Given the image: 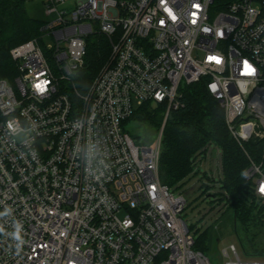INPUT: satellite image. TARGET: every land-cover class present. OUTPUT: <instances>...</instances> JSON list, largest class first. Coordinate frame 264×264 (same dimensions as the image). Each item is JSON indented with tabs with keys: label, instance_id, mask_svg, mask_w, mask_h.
Wrapping results in <instances>:
<instances>
[{
	"label": "built area",
	"instance_id": "2783aa9c",
	"mask_svg": "<svg viewBox=\"0 0 264 264\" xmlns=\"http://www.w3.org/2000/svg\"><path fill=\"white\" fill-rule=\"evenodd\" d=\"M41 1L38 34L9 48L3 75L0 53V264H214L159 177L163 130L181 88L202 82L264 200V150L244 147L264 143V0ZM92 35L109 52L80 91ZM146 103L163 120L136 143L126 122ZM220 255L244 264L236 243Z\"/></svg>",
	"mask_w": 264,
	"mask_h": 264
},
{
	"label": "trees",
	"instance_id": "16d2710c",
	"mask_svg": "<svg viewBox=\"0 0 264 264\" xmlns=\"http://www.w3.org/2000/svg\"><path fill=\"white\" fill-rule=\"evenodd\" d=\"M24 5L22 0H0V53L4 61H10L9 48L38 34L41 20L30 17ZM108 52L109 42L105 37L87 38L84 64L72 80L78 90L90 84ZM181 93V104L170 111L163 130L158 166L161 181L170 188L179 187L189 176L197 157L203 155L209 145L216 146L221 151L222 187L232 209V232L245 254L264 257V242L257 240L264 234V211L259 207L264 200L254 195L251 181L244 177L248 159L228 132L223 109L202 82L182 87ZM163 114L162 106L146 103L135 110L126 124L135 120L140 125L159 129ZM126 130L140 143L132 128ZM244 147L254 159H259L264 143L250 140ZM212 237V230L194 237L193 248L209 257Z\"/></svg>",
	"mask_w": 264,
	"mask_h": 264
},
{
	"label": "rangeland",
	"instance_id": "374dc122",
	"mask_svg": "<svg viewBox=\"0 0 264 264\" xmlns=\"http://www.w3.org/2000/svg\"><path fill=\"white\" fill-rule=\"evenodd\" d=\"M24 8L30 17L46 18L41 0L26 2ZM43 41L45 46L51 42V39L46 36ZM6 63L10 65V61L5 60L3 62L2 75ZM81 68L73 72L71 80H74ZM63 83L67 82L64 81ZM126 128H132V131L139 136L138 142L140 143L152 142L159 131L157 127L140 125L135 120H131L126 124ZM20 138L21 136L17 137V139ZM221 179V151L216 146L209 145L205 153L197 157L195 165L185 182L177 188L171 187L172 192L175 194L181 193L186 199L185 209L181 214L182 218L191 227L195 238L208 230H212V248L209 257L214 264H222L223 259L220 251L229 243L237 244L238 254L244 264H249L253 260L264 262V257L247 255L238 245L236 236L232 232V209L225 197L226 192L222 187ZM259 205L264 211V202ZM257 240L264 242V234L260 235Z\"/></svg>",
	"mask_w": 264,
	"mask_h": 264
},
{
	"label": "clouds",
	"instance_id": "9594fccd",
	"mask_svg": "<svg viewBox=\"0 0 264 264\" xmlns=\"http://www.w3.org/2000/svg\"><path fill=\"white\" fill-rule=\"evenodd\" d=\"M172 19L174 20L175 17L173 16ZM212 60H215L217 63L220 62L219 58L218 57H211ZM245 70L248 72V73H254V69L252 67H250L248 64H245ZM260 191L262 193H264V186H261L260 188Z\"/></svg>",
	"mask_w": 264,
	"mask_h": 264
},
{
	"label": "snow or ice",
	"instance_id": "6c2138e0",
	"mask_svg": "<svg viewBox=\"0 0 264 264\" xmlns=\"http://www.w3.org/2000/svg\"><path fill=\"white\" fill-rule=\"evenodd\" d=\"M211 59V58H210Z\"/></svg>",
	"mask_w": 264,
	"mask_h": 264
}]
</instances>
